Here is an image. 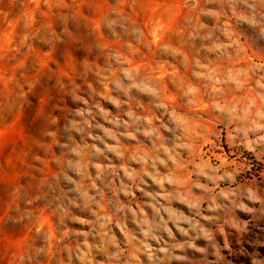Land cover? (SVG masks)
I'll return each mask as SVG.
<instances>
[{
    "label": "clouds",
    "instance_id": "obj_1",
    "mask_svg": "<svg viewBox=\"0 0 264 264\" xmlns=\"http://www.w3.org/2000/svg\"><path fill=\"white\" fill-rule=\"evenodd\" d=\"M251 36L264 41V0H205L186 40L197 58L164 48L191 64L192 81H174L178 100L193 108L206 94L205 111L216 120L168 104L158 85L126 67L107 102L92 104L87 93L68 98L73 113L57 145L64 158L36 198L56 223L35 231L59 264H216V257L232 264L223 255L233 253L228 230L248 233L250 224L238 213L264 219L257 207L264 206V172L249 176L251 166L226 154L213 160L204 148L223 153L215 141H226L234 154L264 163V53L250 54ZM146 100L154 116L138 108L118 114Z\"/></svg>",
    "mask_w": 264,
    "mask_h": 264
},
{
    "label": "rangeland",
    "instance_id": "obj_2",
    "mask_svg": "<svg viewBox=\"0 0 264 264\" xmlns=\"http://www.w3.org/2000/svg\"><path fill=\"white\" fill-rule=\"evenodd\" d=\"M204 4L205 0H0V264H59L56 252L48 251L35 231L41 223L46 229L56 223L52 211L36 198L57 174L54 161L64 158L57 145L73 113L70 96L87 93L92 104L107 102L126 67L138 80L158 85L168 104L217 119L205 111L206 94L193 108L178 100L180 89L174 81L191 82V64L184 66L164 51L167 46L185 52L189 61L197 58L186 40ZM249 39L256 48H250V54L260 58L264 41ZM115 55L119 62L113 60ZM133 95L141 93L134 90ZM137 108L138 115H155L150 100L129 103L118 114ZM208 127L219 131L223 125ZM215 143H222L223 153L211 144L204 148L213 160L226 154L236 164L251 166L249 176L264 172V163L251 154H245V160L226 141ZM238 215L250 220L249 232L228 230L233 253L224 250L223 255L232 264H264V219ZM218 242L223 245V238ZM41 246L46 253L35 256ZM244 249L247 252L240 254ZM216 264L226 261L216 257Z\"/></svg>",
    "mask_w": 264,
    "mask_h": 264
}]
</instances>
